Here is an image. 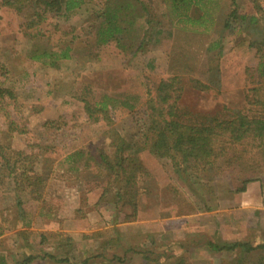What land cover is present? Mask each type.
<instances>
[{"label":"trees","instance_id":"16d2710c","mask_svg":"<svg viewBox=\"0 0 264 264\" xmlns=\"http://www.w3.org/2000/svg\"><path fill=\"white\" fill-rule=\"evenodd\" d=\"M149 1L0 0V9L21 16L23 21L17 32L29 41L26 60L51 68H57L61 61L70 59L72 48L65 42L52 44L47 36L71 30L62 22L80 11L86 12L83 21L86 34L94 37L96 46L114 45L124 56L144 54L152 40L149 35H161L167 24L172 25V30L212 34L206 47L210 56L205 82L189 81L191 87L199 92L219 93V50L223 39L226 36L242 38L248 42L247 48L257 60L249 75L252 84L244 92L248 112L226 107L214 114L189 111L180 104L184 97V78L180 75L158 77L146 90L147 98L141 109L144 124L131 138L136 140H126L119 135L110 111L122 108L131 113L137 107L138 97L120 99L103 95L98 100L79 97L86 125L103 130L108 150L94 147L73 150L66 155L57 146L37 145V153L14 151L9 143L10 137L16 134L29 138L31 133L10 118L16 95L8 85V63L1 59L0 118L5 129L2 133L0 130V135L5 140L0 137V188L6 181L11 185L18 220L25 218L20 194L43 203L42 189L49 173L37 171V162L68 166V170L75 174L74 179L82 182L85 193H97L93 209L112 207L114 214L108 233L92 232L82 236L85 240L94 241L95 246L89 254L82 253L83 257L77 261L72 255L76 246L70 236L53 233L49 237L52 253L30 251L21 254V250H30L24 238L22 242L25 245L19 247L21 249L15 244L16 253L0 251V264H33L37 261L54 264H189L185 258L172 255L169 246L161 249L152 232L140 230L144 233V241L136 245H131L122 236L120 225L136 223L140 198L150 196L147 187L149 171L143 157L167 164L174 177L188 188L192 179L206 184L211 192H215V179L227 175L231 181H236V185H228L225 192L236 194L244 192L247 185L256 179V156L264 154V0H248L249 7L243 10L240 3L245 0H229V6L218 13L214 8L221 6V0H160L159 8ZM132 33L138 37L136 42L130 39ZM62 125L61 121H45L42 127L48 130ZM169 189L176 194L177 189L171 186ZM155 196L152 194L151 197ZM195 211L207 212L210 209L196 207ZM16 220L11 222L13 227L18 225ZM138 226L152 230L156 227ZM2 229L0 225V238L4 236ZM39 236L37 247L49 244L43 234ZM194 242L212 253L232 254L231 262L226 264H264V241L256 244L247 241L226 243L198 235ZM134 256L139 263H133Z\"/></svg>","mask_w":264,"mask_h":264},{"label":"rangeland","instance_id":"374dc122","mask_svg":"<svg viewBox=\"0 0 264 264\" xmlns=\"http://www.w3.org/2000/svg\"><path fill=\"white\" fill-rule=\"evenodd\" d=\"M245 1L247 3H240L242 10L248 5V0ZM149 2L156 8L161 7L160 0ZM228 6L229 0H221V6L214 9L218 13ZM85 17L86 12L83 11L72 14L62 22L71 30L45 37L52 44L60 41L71 44L72 48L70 59L61 61L57 68H51L26 60L29 41L17 32L23 21L21 16L0 9V60L8 63V85L16 95L10 118L31 133L29 138L13 134L9 139L12 150L37 153V145L57 146L66 155L73 150L94 147L108 150L103 130L86 125L79 101V97L98 100L103 95L120 99L138 97L137 107L131 113L122 108L110 111L115 130L124 139L134 141L136 139L131 138L144 124L141 109L147 98L146 90L158 77L180 75L184 78V97L180 104L189 111L214 114L226 107L248 112L244 92L252 84L249 75L257 60L244 39L224 37L219 50V93L199 92L191 87L189 81L205 82L210 56L206 47L212 34L181 32L183 30L172 32V25L167 24L161 35H149L152 40L144 54L130 57L124 56L114 45L96 46L94 37L86 34ZM262 24L264 26V21ZM130 39L136 42L138 37L132 33ZM45 121H61L63 125L46 130L42 127ZM3 129L4 122L0 118L1 133ZM0 137L2 139V135ZM256 157L258 170L256 179L251 182L254 185L250 183L247 185L249 190L246 187L244 192L236 194L225 192L228 185H236L230 176L222 175L215 179V192H211L206 184L192 179L188 188L174 177L167 164L143 157L149 171L147 187L150 196L140 198L136 223L120 225L125 241L128 239L131 245H136L144 241V233L152 232L161 249L169 246L172 255L185 258L189 264H226L233 258L230 253L207 251L200 243L194 242L198 235L226 243L247 241L256 244L264 241V154ZM35 169L49 173L48 180L42 189L43 203L20 194L24 220H18L11 185L6 181L0 188V225L4 230L0 251L16 253L15 244L19 245L18 248L24 246L22 241L25 238L30 250H21V254L30 251L52 253L50 235L63 233L70 236L76 246V252L72 254L75 260L83 257L82 253L89 254L95 242L82 236L92 232L108 233L114 214L112 207L93 209L97 193H85L82 182L74 179L75 174L68 170V166L37 162ZM169 186L177 189L176 194H172ZM152 194L156 196L151 197ZM196 207H209L210 211L198 212ZM15 220L17 227L11 223ZM138 224L156 227L152 230L140 228ZM142 229L144 233L140 231ZM40 234L49 244L37 247ZM133 258V263H139L137 256ZM33 264L54 263L37 261Z\"/></svg>","mask_w":264,"mask_h":264},{"label":"crops","instance_id":"0c3cea01","mask_svg":"<svg viewBox=\"0 0 264 264\" xmlns=\"http://www.w3.org/2000/svg\"><path fill=\"white\" fill-rule=\"evenodd\" d=\"M174 31H176V32L179 31V32H180L181 30H179V29H174L172 32H174ZM181 32H184V31H181ZM185 33H186V32H185ZM190 33H191V32H190ZM249 184H250V183H249ZM251 184L254 185V183H251ZM251 184H250V185H251ZM255 184L260 185L259 183H256V182H255ZM258 187L261 188L260 186H258ZM247 188H248V190L250 189L249 186H248Z\"/></svg>","mask_w":264,"mask_h":264}]
</instances>
